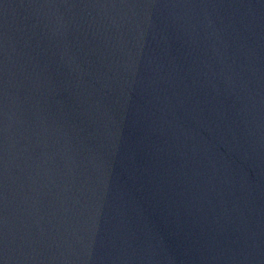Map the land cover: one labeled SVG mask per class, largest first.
Instances as JSON below:
<instances>
[{"label":"water","instance_id":"1","mask_svg":"<svg viewBox=\"0 0 264 264\" xmlns=\"http://www.w3.org/2000/svg\"><path fill=\"white\" fill-rule=\"evenodd\" d=\"M0 264H264V0H0Z\"/></svg>","mask_w":264,"mask_h":264}]
</instances>
